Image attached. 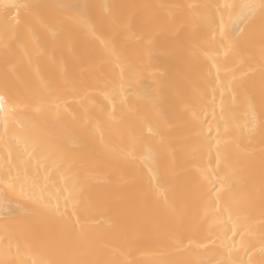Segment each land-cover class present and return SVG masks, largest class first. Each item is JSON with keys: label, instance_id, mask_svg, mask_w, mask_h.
<instances>
[{"label": "bare ground", "instance_id": "obj_1", "mask_svg": "<svg viewBox=\"0 0 264 264\" xmlns=\"http://www.w3.org/2000/svg\"><path fill=\"white\" fill-rule=\"evenodd\" d=\"M0 98V264H264V0H0Z\"/></svg>", "mask_w": 264, "mask_h": 264}, {"label": "snow or ice", "instance_id": "obj_2", "mask_svg": "<svg viewBox=\"0 0 264 264\" xmlns=\"http://www.w3.org/2000/svg\"><path fill=\"white\" fill-rule=\"evenodd\" d=\"M255 7H256L255 5L249 6L250 9H254ZM2 107H3V100H2V98H0V108H2Z\"/></svg>", "mask_w": 264, "mask_h": 264}]
</instances>
